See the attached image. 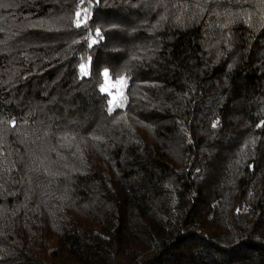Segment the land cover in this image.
<instances>
[{
  "label": "trees",
  "instance_id": "1",
  "mask_svg": "<svg viewBox=\"0 0 264 264\" xmlns=\"http://www.w3.org/2000/svg\"><path fill=\"white\" fill-rule=\"evenodd\" d=\"M94 4L0 0V264H264V0Z\"/></svg>",
  "mask_w": 264,
  "mask_h": 264
},
{
  "label": "snow or ice",
  "instance_id": "2",
  "mask_svg": "<svg viewBox=\"0 0 264 264\" xmlns=\"http://www.w3.org/2000/svg\"><path fill=\"white\" fill-rule=\"evenodd\" d=\"M213 2H215V0H213ZM226 3H240L241 0H225ZM84 3V0H81V4ZM100 3V0H95V4L92 7V10L89 11L87 9H81L78 10L76 12V20L74 21L75 23V27L80 28L81 26H86L89 22V20H91L93 18V14H94V10L95 7L98 6ZM201 11H203V9H201ZM84 15V19L81 20L80 17L81 15ZM239 15H242L239 14ZM181 19V17H177V20L179 21ZM44 22L42 21H37L38 25H42ZM247 23H249V25H251V17H249ZM35 26V25H34ZM223 27H228L227 24L223 25ZM119 28V25H112L111 28L109 30H117ZM51 30V29H49ZM95 35L97 37H99V40H103L105 37L101 32V28L100 27H96L95 29ZM99 41L97 39H91L88 42V48L91 49L93 47V45L97 44ZM75 43H80V41H75ZM89 59V64H91V57L88 58ZM134 59H138L137 57H134ZM85 65L83 63L79 64V69H80V76L78 77V79L83 80L84 77L88 76L89 73L84 71ZM103 77H104V84H102L99 87V92L101 94V99H103L105 96L109 97L106 100V105H107V113L109 116H111L114 112H116V110L118 108L124 107L127 103L128 97L125 95V91L128 88V80L131 78L130 75H119L116 74V79L114 82L111 83L110 85V72L108 68H105L103 70L102 73ZM119 86V87H118ZM119 119H124L123 117H120ZM116 123H119V120L115 121ZM13 127H15V120L13 119ZM219 121H214L212 127L215 128L217 127ZM258 126H262V125H258ZM3 137L0 136V139H2ZM94 139H98L97 137H94ZM191 142V141H189ZM251 167V166H250ZM37 172L40 171L39 168L35 169ZM199 171V170H197ZM44 172L48 175H52V173L50 172V170L48 168H44ZM237 211H239V209H237Z\"/></svg>",
  "mask_w": 264,
  "mask_h": 264
}]
</instances>
